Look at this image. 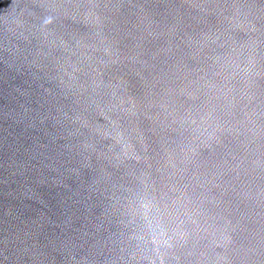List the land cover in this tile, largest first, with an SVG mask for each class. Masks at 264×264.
Here are the masks:
<instances>
[{
  "label": "water",
  "instance_id": "1",
  "mask_svg": "<svg viewBox=\"0 0 264 264\" xmlns=\"http://www.w3.org/2000/svg\"><path fill=\"white\" fill-rule=\"evenodd\" d=\"M0 264H264V0H0Z\"/></svg>",
  "mask_w": 264,
  "mask_h": 264
}]
</instances>
